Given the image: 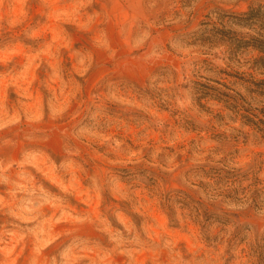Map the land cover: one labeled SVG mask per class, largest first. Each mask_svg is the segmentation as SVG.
Listing matches in <instances>:
<instances>
[{"label": "rangeland", "instance_id": "1", "mask_svg": "<svg viewBox=\"0 0 264 264\" xmlns=\"http://www.w3.org/2000/svg\"><path fill=\"white\" fill-rule=\"evenodd\" d=\"M258 1L0 0V264H264Z\"/></svg>", "mask_w": 264, "mask_h": 264}, {"label": "trees", "instance_id": "2", "mask_svg": "<svg viewBox=\"0 0 264 264\" xmlns=\"http://www.w3.org/2000/svg\"><path fill=\"white\" fill-rule=\"evenodd\" d=\"M204 24L207 29H212L220 34L221 38L226 41L234 38L242 46L254 48L259 53L255 61L259 63L264 61V1L254 2L238 13L218 15L215 19L205 21ZM229 25H236L243 30H234ZM251 82L254 84V88L249 90L263 98L258 109L255 107L257 113L249 111L250 108L245 109L248 114L243 117L264 139V79ZM226 96L233 99L228 94Z\"/></svg>", "mask_w": 264, "mask_h": 264}]
</instances>
